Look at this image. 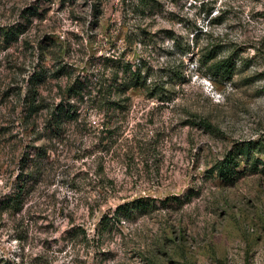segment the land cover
<instances>
[{
    "label": "rangeland",
    "instance_id": "rangeland-1",
    "mask_svg": "<svg viewBox=\"0 0 264 264\" xmlns=\"http://www.w3.org/2000/svg\"><path fill=\"white\" fill-rule=\"evenodd\" d=\"M0 264H264V0H0Z\"/></svg>",
    "mask_w": 264,
    "mask_h": 264
},
{
    "label": "trees",
    "instance_id": "trees-1",
    "mask_svg": "<svg viewBox=\"0 0 264 264\" xmlns=\"http://www.w3.org/2000/svg\"><path fill=\"white\" fill-rule=\"evenodd\" d=\"M235 63H236L235 60L231 61V59H228V58L227 59H218V60L212 62L209 66H210V68L222 70L223 73L226 75H230V73H232L231 68H235V65H236ZM68 111H69L68 113L70 114V113H72L73 110L70 109ZM220 171H221V173H223L224 169H221ZM20 202H21L20 198L14 197L13 199H11V203L13 205H17Z\"/></svg>",
    "mask_w": 264,
    "mask_h": 264
}]
</instances>
